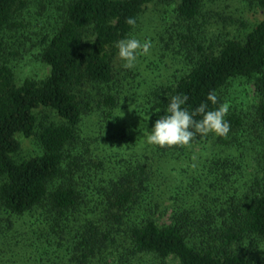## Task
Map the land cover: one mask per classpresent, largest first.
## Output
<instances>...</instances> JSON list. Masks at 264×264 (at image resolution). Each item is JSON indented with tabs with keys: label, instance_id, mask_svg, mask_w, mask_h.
<instances>
[{
	"label": "trees",
	"instance_id": "obj_1",
	"mask_svg": "<svg viewBox=\"0 0 264 264\" xmlns=\"http://www.w3.org/2000/svg\"><path fill=\"white\" fill-rule=\"evenodd\" d=\"M171 1L178 40L167 47L185 70L170 85H150L139 107L163 114L180 94L190 111L215 108L236 79L251 83L253 103L227 108L226 136L143 152L122 140L129 154L109 152L115 136L105 127L134 101L129 89L140 78L131 74L126 87V71L114 72L115 44L136 32L146 5ZM251 1L261 18L243 37L214 42L203 0H64L36 43L48 75L17 82L7 53L24 37L29 0H0V264H264L256 253L264 247V0ZM91 107L104 122L84 138ZM39 108L53 117L39 121ZM17 134L34 136L40 152L15 161ZM198 142L204 153L192 156Z\"/></svg>",
	"mask_w": 264,
	"mask_h": 264
},
{
	"label": "rangeland",
	"instance_id": "obj_2",
	"mask_svg": "<svg viewBox=\"0 0 264 264\" xmlns=\"http://www.w3.org/2000/svg\"><path fill=\"white\" fill-rule=\"evenodd\" d=\"M63 1L29 0V6L23 10L21 19L24 25L20 34H24V37L20 44L11 47L7 53L8 63L14 71L17 82H21L26 78L41 80L48 75L49 67L41 60V48L36 43L38 37L49 32L50 27L58 20ZM251 2V0H203V12L206 14L203 27L207 31L205 36L212 40L217 38L214 42L243 37L249 28L261 18L260 10L254 7ZM173 7L174 1L168 2L166 5L162 3L148 4L144 8L137 24L138 29L132 36L139 39L141 43L147 44L148 49L147 52L141 51L133 68H124L122 66L123 62L116 55V52L111 57L114 72L124 74L126 71L128 74V78L124 81V83L127 82L126 87L128 83L132 82L133 77L131 74H139L140 78L139 81L136 79L131 83V85L136 86L129 89L131 93L125 91V94L132 95L130 99L134 101L128 99L126 105L119 110L118 117H116L118 120L110 119L105 127L106 136L112 134L115 136L114 144L109 152L117 151L127 155L130 153V149L126 147L124 149V146H130L134 142L136 152H139V150L143 152L144 148L150 144L146 140V130H150L157 115L162 114L149 109L148 106L139 107L138 102L141 101V94L150 85L149 90L153 86L170 85L175 77L181 75L185 70L184 65L178 62L177 56L173 55L174 51L172 52L171 48L167 47L168 38L172 36L175 39L178 34V29L173 27V15L171 13ZM176 39L178 40V38ZM174 41L176 42V40ZM173 46H175V43L171 44V47ZM224 90L223 100L226 109H234L239 112L250 110L253 103L251 83L236 79ZM91 108V111L84 115V120L81 123V133L84 138L98 136L94 131L97 124L104 122L102 118L100 119L97 116V110L94 107ZM35 114L41 122L53 117V113L45 108L37 109ZM123 127H125V130L122 131ZM121 135L122 137H120ZM16 138L19 141L20 148L13 155L15 161H25L40 152L39 144L34 136L24 137L17 134ZM122 140H127L123 147ZM116 141L118 144H116ZM191 148L192 156H199L204 153L200 142L193 144ZM181 167H185L182 162L180 163ZM177 168L175 167V169ZM172 174L174 173L172 172ZM4 218L5 215L0 207V222ZM256 253H258V256H262L260 261L264 260L263 246L260 245ZM150 260L152 259L150 258ZM164 264H178V262L168 258Z\"/></svg>",
	"mask_w": 264,
	"mask_h": 264
},
{
	"label": "clouds",
	"instance_id": "obj_3",
	"mask_svg": "<svg viewBox=\"0 0 264 264\" xmlns=\"http://www.w3.org/2000/svg\"><path fill=\"white\" fill-rule=\"evenodd\" d=\"M128 23L133 21L130 19ZM115 48L116 55L123 62L122 66L131 69L141 51L147 52L148 45L141 43L135 36H128L119 39ZM186 100L187 97L180 94L167 98L163 114L157 115L150 130L145 129L148 143L160 147L188 146L197 134L207 136L211 133L223 137L229 133L230 124L226 119L227 109L224 105L209 108L208 103L201 102L190 111L185 106ZM216 100V94L210 91L207 101L215 104ZM198 115L200 118L196 119Z\"/></svg>",
	"mask_w": 264,
	"mask_h": 264
}]
</instances>
